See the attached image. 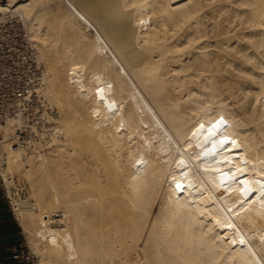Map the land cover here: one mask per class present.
Returning a JSON list of instances; mask_svg holds the SVG:
<instances>
[{"label":"bare ground","instance_id":"obj_1","mask_svg":"<svg viewBox=\"0 0 264 264\" xmlns=\"http://www.w3.org/2000/svg\"><path fill=\"white\" fill-rule=\"evenodd\" d=\"M10 17L57 111L0 125L36 264H264V0H0ZM222 127L226 165L202 157Z\"/></svg>","mask_w":264,"mask_h":264},{"label":"built area","instance_id":"obj_2","mask_svg":"<svg viewBox=\"0 0 264 264\" xmlns=\"http://www.w3.org/2000/svg\"><path fill=\"white\" fill-rule=\"evenodd\" d=\"M43 70L22 22L13 17L0 22V125L18 115L26 122L37 124L43 123L45 112H50L52 117L56 115L57 111L48 110L39 94ZM11 260L28 264L22 244L12 245ZM0 264H4L2 259Z\"/></svg>","mask_w":264,"mask_h":264},{"label":"crops","instance_id":"obj_3","mask_svg":"<svg viewBox=\"0 0 264 264\" xmlns=\"http://www.w3.org/2000/svg\"><path fill=\"white\" fill-rule=\"evenodd\" d=\"M2 187L0 185V259L4 264H19L11 260V247L20 240V226L3 196Z\"/></svg>","mask_w":264,"mask_h":264},{"label":"rangeland","instance_id":"obj_4","mask_svg":"<svg viewBox=\"0 0 264 264\" xmlns=\"http://www.w3.org/2000/svg\"><path fill=\"white\" fill-rule=\"evenodd\" d=\"M23 136H27V133L23 134ZM0 185L2 187L1 178H0ZM2 192H3V196L5 197V200L7 201L8 206L11 209V204H10L11 201L7 197L3 187H2ZM17 224H18V222H17ZM19 230H20L21 234H20V240L18 241V243L23 245L25 257L28 258V264H36L35 254H34L33 250L31 249V247L28 245L27 239L23 236L21 227H19Z\"/></svg>","mask_w":264,"mask_h":264},{"label":"snow or ice","instance_id":"obj_5","mask_svg":"<svg viewBox=\"0 0 264 264\" xmlns=\"http://www.w3.org/2000/svg\"><path fill=\"white\" fill-rule=\"evenodd\" d=\"M209 131H211V129ZM177 186L179 187V185H177Z\"/></svg>","mask_w":264,"mask_h":264}]
</instances>
